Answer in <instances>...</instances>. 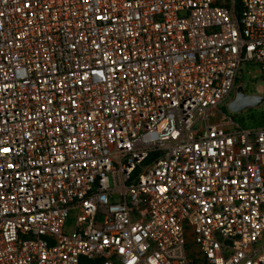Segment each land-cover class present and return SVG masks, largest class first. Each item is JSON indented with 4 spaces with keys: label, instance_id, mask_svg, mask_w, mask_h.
I'll return each mask as SVG.
<instances>
[{
    "label": "built area",
    "instance_id": "1",
    "mask_svg": "<svg viewBox=\"0 0 264 264\" xmlns=\"http://www.w3.org/2000/svg\"><path fill=\"white\" fill-rule=\"evenodd\" d=\"M243 64L264 0H0V264H264Z\"/></svg>",
    "mask_w": 264,
    "mask_h": 264
},
{
    "label": "rangeland",
    "instance_id": "2",
    "mask_svg": "<svg viewBox=\"0 0 264 264\" xmlns=\"http://www.w3.org/2000/svg\"><path fill=\"white\" fill-rule=\"evenodd\" d=\"M239 87L243 88L245 94L256 97V101L250 103L246 110L242 112L234 113L229 111V109H224V111L244 127L250 128L264 125V74L259 67L243 64L242 73L237 83V88ZM236 95L237 90L233 93L232 98H235ZM71 217L74 219L73 215Z\"/></svg>",
    "mask_w": 264,
    "mask_h": 264
},
{
    "label": "water",
    "instance_id": "3",
    "mask_svg": "<svg viewBox=\"0 0 264 264\" xmlns=\"http://www.w3.org/2000/svg\"><path fill=\"white\" fill-rule=\"evenodd\" d=\"M256 101V97L245 94L242 87L237 88V95L228 105L231 112L237 113L246 110L250 103Z\"/></svg>",
    "mask_w": 264,
    "mask_h": 264
}]
</instances>
